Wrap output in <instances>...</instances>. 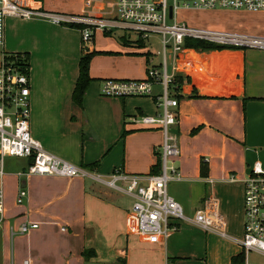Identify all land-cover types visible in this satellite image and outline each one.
Instances as JSON below:
<instances>
[{
  "label": "crops",
  "instance_id": "1",
  "mask_svg": "<svg viewBox=\"0 0 264 264\" xmlns=\"http://www.w3.org/2000/svg\"><path fill=\"white\" fill-rule=\"evenodd\" d=\"M87 1L42 0L35 5L67 14L112 11L109 0ZM190 1L166 0L167 20L184 23L179 21L180 13L192 10L202 18L190 26L264 36V10L183 6ZM136 40L137 36L127 44L95 47L94 35L91 50L97 52L88 69L92 80L81 103H76L72 94L83 51L80 32L39 18H5L0 53L27 55L32 137L46 151L90 174L25 175L21 173L30 159L6 156L0 264H230L232 256L242 253V180L255 161L264 167V49L183 48L175 70L168 64L173 74L169 90L178 100L179 121L171 131L180 151L175 164L182 179L168 182L167 192L189 218L212 192L219 200L226 235L180 221L179 228L165 238L139 235L131 212L133 198L105 183L116 168L128 174L159 170V165L153 171L151 166L159 161L156 148L162 132L141 128L130 119L159 111L154 96L161 86H152L153 96L118 98L100 92L103 79L118 76L113 75L118 58L112 55L134 56L146 47L144 41L143 46L136 45ZM147 55L154 53L148 50ZM95 57L116 63L98 69ZM149 64L155 63L147 58ZM156 85L159 92H154ZM230 175L236 180L229 181ZM207 178L213 182L207 183ZM21 187L26 196L18 202ZM30 222L38 227L27 234L17 232L20 224Z\"/></svg>",
  "mask_w": 264,
  "mask_h": 264
},
{
  "label": "built area",
  "instance_id": "2",
  "mask_svg": "<svg viewBox=\"0 0 264 264\" xmlns=\"http://www.w3.org/2000/svg\"><path fill=\"white\" fill-rule=\"evenodd\" d=\"M36 0H0V46L4 39V20L7 16L17 18H39L56 25L74 27L81 35L83 51H90L96 31L124 33L134 32L137 38L146 40L149 35H159L162 62L149 64L147 77L142 80L104 79L100 92L106 97H128L152 95V86H161L160 94L154 96L159 111L153 115L133 116L132 123L141 128H157L162 134L159 151V170L155 173L128 174L120 168L114 169L105 183L115 190L123 191L133 198L131 212L138 221L141 236L159 235L167 237L177 230L180 221H190L206 232L225 236V219L219 210V200L208 192L202 205L192 218L187 217L182 206L167 192V184L181 180L182 175L175 164L180 154L171 128L179 121L178 100L169 90L176 68L178 53L184 48L185 38L208 41L216 45L253 47L264 49V36L240 34L215 28H198L184 23L168 24L166 0H109L111 12L96 14L84 12L67 14L47 11L35 5ZM92 3V0H88ZM184 7L264 10V0H191ZM175 7V5H174ZM29 74L26 57L20 53H0V225L3 217L4 158L6 156L29 158L25 175H55L62 177L87 176L89 171L76 166L48 151L32 137L30 132ZM94 179L102 180L99 175ZM229 181L235 176L230 175ZM211 184L212 179L207 178ZM243 192V236L239 240L243 264H261L250 259L255 252L264 257V167L255 161L242 180ZM26 196L19 188L17 201ZM38 227L36 222L22 223L19 234H27ZM13 231V230H12ZM26 262V261H25Z\"/></svg>",
  "mask_w": 264,
  "mask_h": 264
},
{
  "label": "rangeland",
  "instance_id": "3",
  "mask_svg": "<svg viewBox=\"0 0 264 264\" xmlns=\"http://www.w3.org/2000/svg\"><path fill=\"white\" fill-rule=\"evenodd\" d=\"M198 17L202 18V14L197 13L192 10H185L180 13L179 21L184 22L190 26V24L194 25V23L198 21ZM167 22L168 24H171L172 20L168 19ZM122 33L123 32L121 30H114L110 34L100 35V33L96 31L94 34L95 35V47L104 46L112 42L113 44L123 43L118 38L122 35ZM128 38L130 40H133L136 38V35L134 33H129L127 34V38H126V40L129 41ZM144 45L146 46L145 48L136 50V53H138V55L135 54L134 56H127L125 55V53H123V55L116 54V55L111 56V57L116 56V58H118V62H117L118 67L117 69L115 68V70H113V73H115L113 75H118V76H114L115 78H111V79H114V80H126V79L142 80L147 77V73H146L147 58H149L155 64L162 62V54L159 53L161 51V43H160L158 35L156 34L149 35V37L146 40H144ZM104 48H106V46ZM148 50L154 53L153 57L147 55ZM99 56H103V55H99ZM93 62L95 63L96 67H98V69L103 68L106 65L113 66V64L116 63L114 60L109 59L108 57H95ZM168 70L170 71V65H168ZM159 91H160V87L159 85H156L154 87V92H159ZM249 257L252 261L256 263L264 264V257L255 252H251Z\"/></svg>",
  "mask_w": 264,
  "mask_h": 264
},
{
  "label": "trees",
  "instance_id": "4",
  "mask_svg": "<svg viewBox=\"0 0 264 264\" xmlns=\"http://www.w3.org/2000/svg\"><path fill=\"white\" fill-rule=\"evenodd\" d=\"M39 3L42 0H36ZM121 42H123L124 44L128 43V40H126L127 36L125 34H122L120 37H118ZM136 43L140 46H143V40L140 38H137ZM224 47L223 45H216L213 43H210L208 41H203V40H198V39H193V38H185L184 40V48H189V49H196V50H202V49H209V48H221ZM97 51L95 50H90V51H82L81 52V56L79 59V63H78V77L77 80L75 82V86L73 89V99L75 100L76 103H81V99L88 87V84L90 83V81L92 80V78L89 76V63H90V59L91 57L96 53ZM24 56L26 57V65L29 67L28 61H27V55L24 54ZM96 164H94L95 166ZM159 165V161H157L156 163H154L151 166V171L157 169ZM94 166H90L91 169ZM92 254H94L93 251H90ZM85 254V252H84ZM244 263V256H243V252L236 254L234 256H232L231 260H230V264H243Z\"/></svg>",
  "mask_w": 264,
  "mask_h": 264
},
{
  "label": "water",
  "instance_id": "5",
  "mask_svg": "<svg viewBox=\"0 0 264 264\" xmlns=\"http://www.w3.org/2000/svg\"><path fill=\"white\" fill-rule=\"evenodd\" d=\"M172 16V6H169V17Z\"/></svg>",
  "mask_w": 264,
  "mask_h": 264
}]
</instances>
